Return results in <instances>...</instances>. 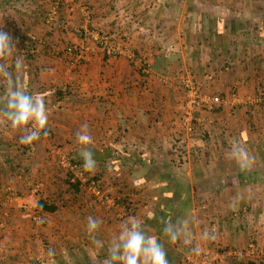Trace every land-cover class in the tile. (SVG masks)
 <instances>
[{
	"label": "crops",
	"instance_id": "obj_1",
	"mask_svg": "<svg viewBox=\"0 0 264 264\" xmlns=\"http://www.w3.org/2000/svg\"><path fill=\"white\" fill-rule=\"evenodd\" d=\"M56 1L0 0V30L24 57V88L42 96L49 113L48 135L33 142V151L0 117V264H103L111 237L130 216L164 245L169 264H182L196 245L222 252L253 243L264 252V105L246 104L264 92V0H78L87 17L61 6L47 24ZM95 32L145 57L147 77L123 56L104 54L91 39ZM69 46L78 48L79 59L65 54ZM182 71L203 94L227 100L200 112L199 132L187 138V159L179 162L172 147L184 136ZM5 91L0 80V98ZM85 123L95 175L85 174L79 156L76 133ZM234 142L255 158L251 170L241 171L229 154ZM53 148L71 160L75 177L98 179L101 191L132 205L133 214L119 220L97 198L64 194L66 173ZM178 186L207 190L203 198H182L186 191ZM243 187L248 198L240 197ZM41 200L55 210L40 211ZM88 216L103 221L97 233L103 248L87 233ZM178 218L187 222L190 243L170 242L163 233L165 222Z\"/></svg>",
	"mask_w": 264,
	"mask_h": 264
},
{
	"label": "clouds",
	"instance_id": "obj_2",
	"mask_svg": "<svg viewBox=\"0 0 264 264\" xmlns=\"http://www.w3.org/2000/svg\"><path fill=\"white\" fill-rule=\"evenodd\" d=\"M10 69H14L10 71ZM25 61L18 54L12 37L0 30V80L5 82V95L0 98V117L10 122L13 129L21 133L19 142L33 144L40 139L41 134L48 135L49 113L45 100L40 95H30L24 88ZM76 139L82 147L79 156L83 161V170L96 174L98 163L92 151L93 138L85 123L76 133ZM230 154L235 159L241 171L252 169L255 158L245 147L234 142ZM240 197L243 198V190ZM103 221L98 217L86 218V230L94 245L103 248L104 241L97 238ZM186 221L178 218L176 222H165L163 233L170 242L184 238V243H190L186 238ZM205 237L214 240L215 235L206 233ZM199 245L193 252L199 254ZM47 255L55 256L54 249H48ZM103 264H169L167 252L155 236L148 235L143 221L130 216L119 226V231L113 235L107 246V257Z\"/></svg>",
	"mask_w": 264,
	"mask_h": 264
},
{
	"label": "built area",
	"instance_id": "obj_3",
	"mask_svg": "<svg viewBox=\"0 0 264 264\" xmlns=\"http://www.w3.org/2000/svg\"><path fill=\"white\" fill-rule=\"evenodd\" d=\"M61 6H66L70 10L80 9L82 13L87 17L88 8L79 4L78 0H57L56 5L51 13L47 15L45 18V22L50 24L54 20L55 14H57V10ZM119 15V14H118ZM116 15V16H118ZM124 19L127 21H133L132 16L123 15ZM91 39L96 44V46L107 56L118 57L123 56L127 62L135 67L141 76H147L150 71V64L148 60L140 54L133 52L131 49L126 48L122 43L112 44L109 38L106 35L101 34L100 32L91 33ZM167 53H173L172 47L169 46L166 49ZM65 54L72 56L74 59H79L80 53L78 48L74 46H69L65 49ZM209 78V76H205ZM178 82L183 91V98L180 105V127L184 136H180L179 140L173 143V153L178 158L179 162L185 161L187 159L188 152L186 150V142L187 138H190L194 134V132L199 127V117L200 112L203 111H211L214 108H218L222 105L223 100L218 95L208 96L203 94L200 89L199 83L196 81L194 76L189 72H181L178 78ZM62 92L66 94L67 88L64 87ZM230 101L236 100V93L232 92L229 95ZM258 102H262V99L257 98ZM254 102L251 100L247 101V105H253ZM29 145V144H28ZM31 151L34 150V143L29 145ZM52 152L59 155L60 165L67 169L68 171H72L74 166L72 165L70 159H68L65 155L61 154L57 148H53ZM78 180L80 182H88V190L91 192V195L94 198L98 199V204L101 206H105L109 209H114L116 214V218L119 220H125V218L129 215L133 214V206L125 205L120 203L119 199L114 198L108 192H103L100 189V184L96 180L86 179L83 180L81 176H79ZM40 186H35V189H39ZM17 199V198H16ZM18 207L24 208V205L18 204ZM201 251L199 254L193 252V249L184 255L182 264H220L225 261L227 258L232 260L233 264H239L237 260L239 259H248L251 257L263 258L264 252L257 251L256 246L253 243L248 244L246 248L243 250H228V251H212L208 248H200ZM38 264H45L44 261H38Z\"/></svg>",
	"mask_w": 264,
	"mask_h": 264
},
{
	"label": "trees",
	"instance_id": "obj_4",
	"mask_svg": "<svg viewBox=\"0 0 264 264\" xmlns=\"http://www.w3.org/2000/svg\"><path fill=\"white\" fill-rule=\"evenodd\" d=\"M162 52L157 56V60L161 61V63L165 60H161L160 58H162ZM167 60V59H166ZM169 60V59H168ZM132 66V65H131ZM136 70V68H135ZM137 71V70H136ZM139 73V72H138ZM142 78H145L147 76H141ZM207 112V110H206ZM179 121H181V117L179 116ZM196 132H199V130L197 129L194 134ZM66 179L64 181V186L66 187L65 190H64V194H72L73 195V198H83L84 197V192H85V188L87 186V183H86V186L84 183H81L79 181H77L74 176H72V174L70 173H66ZM239 179L242 181L245 177L244 176H238ZM73 179V180H72ZM92 180H96L94 177L92 178ZM98 181V179L96 180ZM99 182V181H98ZM189 193V188L186 187V194L185 196L183 195L182 198H188V195ZM183 194V193H182ZM90 198H94L93 195L90 196ZM125 198V197H124ZM129 198V197H128ZM178 198V197H176ZM120 203H122L123 201L122 200H119ZM37 208L40 210V211H48V212H52L55 210V207L52 205V206H49L46 204V202L44 201H39L38 204H37ZM237 262L239 264H264V259H260V258H257V257H251V258H248V259H239L237 260Z\"/></svg>",
	"mask_w": 264,
	"mask_h": 264
},
{
	"label": "rangeland",
	"instance_id": "obj_5",
	"mask_svg": "<svg viewBox=\"0 0 264 264\" xmlns=\"http://www.w3.org/2000/svg\"><path fill=\"white\" fill-rule=\"evenodd\" d=\"M174 54V53H173ZM171 58H175V56H172V53H171V56H170ZM170 58V59H171ZM182 72H184V71H182ZM187 72V71H186ZM218 96H220L221 98H222V100H224V101H226L227 99H225L224 98V96H222V95H218ZM261 98L262 99V102H258L257 101V98ZM183 98V97H182ZM251 101L252 102H254L253 104H255V103H257V104H262V105H264V92L262 91V89L260 88L258 91H256L255 92V97L253 98V99H251ZM257 106V105H256ZM252 107H255V106H252ZM247 108V107H246ZM229 150H230V148H229ZM230 154V153H229ZM191 158H192V156H191ZM202 160H204V159H202ZM71 161V160H70ZM61 166V165H60ZM61 169L63 170V173H70V174H72V176H74V174L71 172V171H68L67 169H65V168H63L62 166H61ZM85 174H87V172H85ZM66 176V175H65ZM74 178L77 180V181H79L78 180V178H76L75 176H74ZM87 180L89 179V177H87L86 178ZM85 179V180H86ZM73 180V179H72ZM80 182V181H79ZM81 183H84L85 184V186H86V183L85 182H81ZM207 183H208V181H207ZM178 189H179V191L181 192V191H186V189L185 188H183V187H180V186H178L177 187ZM86 190H85V194H87V196H91V192L88 190V184H87V186H86V188H85ZM100 189L101 190H104L103 189V187L100 185ZM191 189H193V193L191 192ZM201 189H205V190H207V187H204V188H198V189H196L194 186L193 187H190L189 188V193H190V196H191V194H192V196H194L195 198H203L202 196H201ZM240 189V191H244V195H243V198H248V196H247V193H246V188H239ZM236 190H237V192H238V188H236ZM198 192V193H197ZM207 192V191H206ZM209 192V191H208ZM195 193V194H194ZM113 195V197L114 198H118V196H114V194H112ZM208 195H210V193H208ZM207 195V196H208ZM189 196V197H190ZM206 196V197H207ZM188 197V198H189ZM121 198V197H120ZM208 198V197H207Z\"/></svg>",
	"mask_w": 264,
	"mask_h": 264
}]
</instances>
